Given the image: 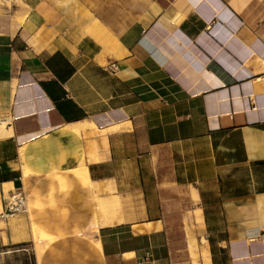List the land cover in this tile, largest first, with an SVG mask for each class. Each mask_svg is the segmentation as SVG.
<instances>
[{
  "label": "crops",
  "instance_id": "1",
  "mask_svg": "<svg viewBox=\"0 0 264 264\" xmlns=\"http://www.w3.org/2000/svg\"><path fill=\"white\" fill-rule=\"evenodd\" d=\"M4 117L0 255L264 264V0H0Z\"/></svg>",
  "mask_w": 264,
  "mask_h": 264
},
{
  "label": "rangeland",
  "instance_id": "2",
  "mask_svg": "<svg viewBox=\"0 0 264 264\" xmlns=\"http://www.w3.org/2000/svg\"><path fill=\"white\" fill-rule=\"evenodd\" d=\"M27 173H29V171L25 172V174ZM25 178H27V176ZM1 225H4V222H1ZM31 233L32 242L28 243V245H22L23 247H12L5 251L4 253L8 254L0 255V264H36V260L39 263L41 255L52 237L37 227L33 222L31 224ZM25 247L29 248V252L21 251L24 250ZM18 250L20 252H18Z\"/></svg>",
  "mask_w": 264,
  "mask_h": 264
},
{
  "label": "built area",
  "instance_id": "3",
  "mask_svg": "<svg viewBox=\"0 0 264 264\" xmlns=\"http://www.w3.org/2000/svg\"><path fill=\"white\" fill-rule=\"evenodd\" d=\"M28 195L22 187L13 189L7 198L6 207L0 217L7 220L27 210ZM24 251L29 252V248L25 247Z\"/></svg>",
  "mask_w": 264,
  "mask_h": 264
},
{
  "label": "bare ground",
  "instance_id": "4",
  "mask_svg": "<svg viewBox=\"0 0 264 264\" xmlns=\"http://www.w3.org/2000/svg\"><path fill=\"white\" fill-rule=\"evenodd\" d=\"M3 119V120H2ZM1 123H0V126L3 127V128H6V121H7V118L4 117V118H1ZM9 120V119H8ZM9 122V121H8ZM76 131V130H75ZM24 153L23 151H21V154ZM84 155V154H83ZM24 157V156H23ZM80 163V162H79ZM78 163V164H79ZM78 166V165H77ZM75 166V167H77ZM74 171H71V172H75L76 175L79 177V178H82V179H85L87 181H89V176H88V171L86 169L85 166H80L78 167L77 169H73ZM29 170H25V172H28ZM55 171V170H53ZM29 173L25 174L26 176L28 175ZM35 174V173H34ZM37 174V173H36ZM89 185V184H88ZM29 206V205H28ZM117 206V205H116ZM104 207V206H103ZM105 208V207H104ZM112 210V209H111ZM116 211V210H115ZM26 237V236H25ZM5 241V240H4Z\"/></svg>",
  "mask_w": 264,
  "mask_h": 264
}]
</instances>
